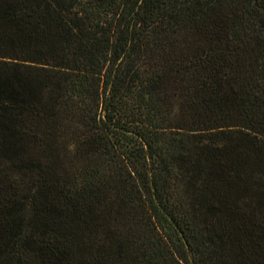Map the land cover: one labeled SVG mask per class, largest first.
<instances>
[{
	"label": "trees",
	"instance_id": "16d2710c",
	"mask_svg": "<svg viewBox=\"0 0 264 264\" xmlns=\"http://www.w3.org/2000/svg\"><path fill=\"white\" fill-rule=\"evenodd\" d=\"M0 264H264V0H0Z\"/></svg>",
	"mask_w": 264,
	"mask_h": 264
}]
</instances>
